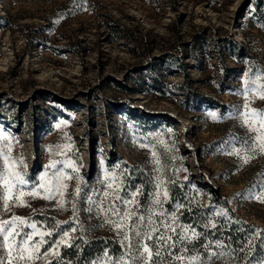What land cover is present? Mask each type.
Segmentation results:
<instances>
[{"label": "rangeland", "instance_id": "374dc122", "mask_svg": "<svg viewBox=\"0 0 264 264\" xmlns=\"http://www.w3.org/2000/svg\"><path fill=\"white\" fill-rule=\"evenodd\" d=\"M0 15V147L10 145L30 177L70 144L84 191L102 199L106 168L139 167L152 178L155 150L163 167L182 178L191 172L264 227V203L250 198L264 185V155L242 164L226 154L227 141L249 136L234 114L243 110L245 79L264 71V0H0ZM183 83L200 101L180 95L174 85ZM253 95L250 107L264 109ZM75 187L69 182V193ZM27 202L2 218L51 225L73 216L70 204L61 211L45 199ZM88 208L82 197L84 238H121Z\"/></svg>", "mask_w": 264, "mask_h": 264}, {"label": "snow or ice", "instance_id": "6c2138e0", "mask_svg": "<svg viewBox=\"0 0 264 264\" xmlns=\"http://www.w3.org/2000/svg\"><path fill=\"white\" fill-rule=\"evenodd\" d=\"M261 80H264V71H258L245 79L239 93L245 98L243 110L238 109L234 114L249 133L248 138L241 140L233 137L226 142V154L238 157L242 164L250 162L257 153L264 155V109L250 107L252 100L256 98L253 93H259V98L264 99V84H258ZM212 118L217 119L215 113ZM3 139L7 141L8 138ZM237 142L239 147L236 146ZM141 147L146 145L142 144ZM63 148L66 151L59 153L62 159L50 160L44 166V171L32 178L26 170L23 158L10 155V145L6 148L0 147V248L7 249V256L0 259V264H3L4 259L8 264H13V261L16 264H35L37 260H43L45 264H53V261L55 264H70L62 259L59 250L78 248L76 241L83 239L85 230L77 215V202L82 197L89 204L87 210H95L104 219V223L120 235L118 243L123 249L116 256L105 252L89 264H215L217 259L236 253V249L225 251L227 246L221 241H209L201 245L204 251L202 255L196 249V244L208 233L197 232L192 225L180 224L174 213L170 215L163 209V205L173 199L168 185L175 181L162 178L163 165L155 150L152 151V157L157 174L149 180L153 189L151 192L145 194L143 184L139 187L127 185L126 169L117 174L116 171L106 168L102 181L103 198L100 199L95 194L89 196L84 191L85 181L79 175L80 166L68 154L71 152V145H64ZM116 168L119 169V166ZM71 181H75L76 187L69 193ZM132 187H135L134 191L130 190ZM261 188L260 194H254L250 198L264 203V185ZM68 195L72 196L71 201L66 199ZM141 196L145 197L143 205L139 199ZM28 198L55 202L61 211L70 204L73 216L68 221H55L51 225L14 214L8 219L2 218V213L11 212L13 207L29 206ZM176 207L183 205L177 204ZM215 215L230 222L226 210L221 209ZM65 225L68 227L65 228ZM203 227L217 229V224L210 220ZM78 231L80 236L75 235ZM261 233L264 230L250 237L239 251L253 250L257 239L260 247L264 248V235ZM54 235L58 237L55 240L52 239ZM177 251L179 254H176ZM193 251L195 255H190Z\"/></svg>", "mask_w": 264, "mask_h": 264}, {"label": "trees", "instance_id": "16d2710c", "mask_svg": "<svg viewBox=\"0 0 264 264\" xmlns=\"http://www.w3.org/2000/svg\"><path fill=\"white\" fill-rule=\"evenodd\" d=\"M4 18L0 15V20ZM4 27H7L6 24ZM220 62L222 60L220 59ZM224 71H225V67ZM185 69L182 68L181 71ZM227 70V69H226ZM150 84L156 87L158 90H163L162 82L152 75V81ZM179 88L180 95H184L188 100H198L199 94L191 92L190 88L183 84H176ZM144 127V125H141ZM164 179L168 181H175L174 184H169L170 195L172 200L163 205V209L171 214H175L179 218V223L184 225H192L197 232H206L208 235L202 238L196 244L201 254H204L201 245L207 244L209 241H221L227 247L225 251L229 249H236V253L217 259L215 264H264V248L260 247L259 239L255 240V247L251 251L240 252L239 249L243 247L247 240L255 236L257 232L264 230V227L248 222L247 220L239 217L231 208L228 199L222 194L218 193L216 189L210 187L197 180L195 176L188 172L186 178L176 176L169 170L167 164L164 163ZM128 176L125 179L127 185H134L139 187L144 185L145 194L151 192L152 186L149 184L151 176L143 169L139 167H130L128 170ZM130 190H135L132 187ZM203 192L208 194L209 204L204 203ZM140 202L143 205L145 197L141 196ZM180 204L183 207L177 208L176 205ZM226 210L230 218V222L223 217H216V212L219 210ZM212 221L217 224V229L203 227L204 224ZM171 223V221H168ZM264 235V233H261ZM120 239L115 236H94L90 238H84L77 240L78 248H61L60 255L64 261H69L70 264H89L102 256L107 252L110 256L119 255L123 250L118 243ZM87 241V243H85ZM219 251V249H215ZM176 254H179L177 251ZM190 255H195V251ZM167 259V257H165ZM55 264V261H53Z\"/></svg>", "mask_w": 264, "mask_h": 264}]
</instances>
